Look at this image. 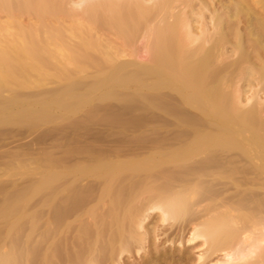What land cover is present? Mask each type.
I'll list each match as a JSON object with an SVG mask.
<instances>
[{
	"label": "rangeland",
	"instance_id": "rangeland-1",
	"mask_svg": "<svg viewBox=\"0 0 264 264\" xmlns=\"http://www.w3.org/2000/svg\"><path fill=\"white\" fill-rule=\"evenodd\" d=\"M27 1L28 0H0V40L7 41V43L5 42L3 45V41H0V46L5 45L4 48H0L8 50L7 46L9 45L8 47H12V49H9V52L14 50L17 54L18 52L16 50L21 49L26 43L27 46L23 47L24 51L25 49H31V51L29 50L31 53L28 52V54H32V57H40L39 59L43 57L41 60L37 59L39 62L42 61L41 63H43L41 65L42 69L45 68L44 70H46L43 72H48L49 74L47 73L45 75V79L47 81L44 80V77H42L44 74H42L43 72L40 68L41 66L39 65L40 67H38L36 65L38 61L35 62L34 60H29L30 65H32L31 63L34 64L33 68L36 66L34 69L37 67L40 69V72L42 73L39 79H43L39 81V79L37 80L34 75L30 76L26 73L23 74V72V76L25 75L30 78V80L25 78L28 82L24 81L21 74L23 70L21 72L18 71L20 65L18 62L19 65L17 64L18 66H15L18 73L14 74V71H12L13 73L11 72V74H8L9 77H1L3 80H0V213L2 214H0V233H3L0 234V243L3 244V246L5 244L6 246L9 241L8 238H11V236H9V234L12 233L11 231L19 226H23V224H27L29 227L31 225V228L32 225H37L41 228L45 227V229L51 228L54 223L51 224L52 220L50 221L48 219L50 221L49 222L47 218L50 216H48V214L53 212L52 206H54L53 203L56 196L53 198L52 194L57 195L56 199L61 196L60 200L58 199V202H60L61 199H64V201L62 200V204H68L65 200L69 197V202H73V200H71L72 196L69 194V192H71L70 190H72V195L75 198L79 196L82 197V194L84 193L85 195L88 189L91 188L95 190V187L103 185L102 183H104L106 179H111L113 176L117 179L123 173H130L133 169L136 170L141 166L145 167V170H142L143 172H138L141 177L148 173H157L159 172L158 170H162L161 168H165L167 171L165 172V169V173L163 170L161 171L163 173L162 176L160 175L159 177L160 181H163L166 178H171L175 175H179L181 177L179 170L182 168L180 166L183 167L188 164L192 165L193 162L195 164V162L203 159V154L204 156L206 154L207 157L204 158L205 160L210 156L211 158L218 160L220 156L225 158L226 162H228L229 158V161H233V163H230L232 166H229V162L226 163L225 159H222L224 163L223 166H225V164L227 165L224 168H228L227 171L225 169L223 170L224 174H222L223 172L219 174L224 176L226 174L227 177H225L228 179L224 177H221L224 179H220V176L216 175L220 180V182H218V180L216 181V179L213 178L215 179V186L217 187L215 190L219 193L217 194V196L219 195V198L217 196L216 197L218 199L215 198L217 202L213 200L217 207L220 206L217 208L218 210L216 209V212L224 209V207L221 206V203L224 201L226 203L230 201V203H227L229 204V209H231L229 210V215L232 219L236 218L235 220L233 219L235 221V223H233L234 229H240L243 225L248 227V230L241 234V237L239 236L238 238L237 236V238L240 239V241H245L244 244L246 245V248L251 242L249 247L253 252L259 250L257 249L258 246L260 249L264 248V224H262L264 223V152H262L264 151V121H262L263 126L262 124L259 125V127H262L260 130L253 129L258 130L257 133V131L254 132L252 129L250 130L249 127H245L246 124L244 126H242L244 123L242 125L239 124L238 122L241 121H238V116H235V119L238 122L233 120L234 117L231 118L233 115H237V113L240 115L243 110L247 111L246 108L250 109V106H256L257 108L255 107L254 109H260L259 115L261 117L259 116V118L263 120L264 94L253 82L254 80H252L254 84L252 82L250 83V80L247 78L244 79L245 81L241 80L239 82V80L235 77L232 84L227 82L229 85L227 83L225 85H221L224 87L221 88V91L223 92L225 90L223 92L224 95L229 94L228 98L231 100H236V98H238V102L236 101L238 108L236 109L233 107L236 111H234V109L231 111L230 109L228 114L225 112L227 114V118L225 117V119L223 118L226 116L223 112L224 109L222 110L220 107H216L215 105L213 106V104H211V102L208 101L203 94L206 86L198 87L199 90L196 89L197 87L192 88L190 85H187L188 82H186V84L183 81L184 79L181 80L178 76L177 79H175L176 77L172 78V76L177 75V73L175 74V72H172V74H174L172 75L171 72H169L171 70H168L166 67V69L161 66L156 67L154 64L156 63L155 60H152V50L149 49L150 45L148 44L150 43L148 42L147 44L150 34L149 30L152 31L149 29V25L143 29L144 31H142L141 28L139 32H137V30L127 32L124 34L127 41H122L124 36L116 34L117 30L115 31L112 27H110V30H107L109 29L108 25L105 26V24H102V26L100 24L102 26L101 27L100 25L91 24L94 27L89 26L90 23H87L85 19L89 18L88 12H91L90 10H87L85 13V4L88 0H33L32 2L35 4L31 3V0L28 1V3H25ZM140 1L141 3L138 0L139 4L145 5L147 8L152 6V4L149 3L151 0ZM252 1L253 0H249V3H252L251 6H253L255 10L257 9V11H261L260 7L255 5L254 1ZM178 2L180 5L176 3L177 5L175 7L173 6V10H170L172 8L168 9L169 14L171 11L170 15L177 13V15H186V19L189 17L187 20L190 24L189 28H191V36L193 38L196 36L200 37V34L203 33L209 41L208 42L206 40L205 42L206 48L211 45L210 41H214L215 35V32L212 29L214 28L212 23L213 21L209 20L210 17L215 13V16H217L218 19L222 18L221 31L227 36L229 42L226 40V48H224L221 54H217L216 58L219 63H223L222 60L225 58V63H230V61L235 59V54L229 52V49H231L230 45L234 44V41L231 35L228 34L226 26L227 14L225 7L227 4L229 5V1L213 0L210 2V0H181ZM187 4L188 6H186ZM198 9L199 13L201 12L200 14L196 13L198 12ZM79 12H81L80 17L78 16L74 20V16L72 15ZM192 12L195 14H192ZM91 14L92 12L89 15L91 16ZM83 15H85V18ZM102 15L103 17H101V14L99 15V17L102 18L101 23H105L104 21L107 19L109 20L107 14L105 16V13H102ZM9 16H12L13 18ZM69 16L73 18L72 22L68 19ZM194 16L195 18L196 16H200V18L202 16V22L200 18L195 20ZM192 17L194 18L193 20L196 21L195 23L192 20ZM10 18L14 20L13 23L15 24H17L15 22V19L17 18L18 21H16L18 24L20 22V25L23 26V28L18 25L17 27H19V31H17V28V30H12V26H9V23L11 22L10 20V22L8 21V26L10 28L7 26L5 27L4 25H6L7 19ZM103 18L105 19L104 21ZM71 23H74L73 25H76V28H79L80 31L85 32L82 35L89 37V40L86 41L84 39L85 36L82 38V32L80 33V31H78L79 37L74 38L72 30L76 31V28H74V26V29L72 28L71 30ZM103 27H105L107 31L104 30ZM153 27L156 28L157 26L155 27L151 25L150 28ZM202 27L204 30H202ZM239 28L242 30L241 26H239ZM112 29H114L115 34ZM145 30L148 31V33ZM241 30H239L240 33L242 35L244 34V37L241 35L242 38H244L242 39V44L244 43L243 45H245L244 52H247V55L249 54L251 58L249 59V62H251L248 64H251L250 66L252 67L254 65V68H258L264 63V58L261 57L262 59L258 63V61H256L257 59L254 57L255 62L253 61L251 48L246 46L245 31ZM61 34L64 36V39L66 38V40L61 37ZM14 35L15 37L16 35L20 36L15 39H26L28 37L27 39L29 41L26 40L25 42L23 41L20 43L19 45H22L21 47L16 46L12 43V41L15 40L13 39ZM77 35L75 34V36ZM55 36V40L57 39V36L58 38H62V44L64 43L63 46L61 43H58L59 47H57V43L55 44V42H53L54 39L52 40L53 45L49 43L51 42V38ZM8 39L11 41L9 40V42ZM32 39H35L37 44L38 42L41 43L45 40H50L48 42L50 45H46L47 42L45 41L46 43L39 44L38 46L35 44L36 46H32ZM84 41L88 44V41H90V44H87V46L91 45L90 47L85 45L87 48V52H85L86 50L84 51L85 53L83 52V49L85 48H83V44L81 43ZM28 42L31 43L30 47ZM95 44H98L100 47H93ZM74 48L80 49V51L83 52L82 55L84 56L79 55L81 52H76L77 49L74 50ZM24 51L22 50L21 54L26 56ZM68 51H70V53L72 51L76 52L78 55H75V57L71 56L72 58L63 56L65 52V55H68ZM7 52L8 51L4 54L5 56H7ZM14 52L12 51L11 53ZM10 56H15V54H11ZM29 56H26V62L28 58L31 57ZM44 58L46 59L44 60ZM15 59L18 58L15 57L14 60ZM8 60H10V58H8ZM8 60L5 59L4 63H6L5 66L7 69L8 67L11 69L13 68L12 65L16 64L14 62L11 63L10 61L9 63L12 64L10 65L6 62ZM11 60L14 61L13 59ZM15 62L17 63L16 60ZM24 64L27 65L28 62ZM15 67L13 69H15ZM47 67H49V69H46ZM38 68L37 70H39ZM7 69L4 70L3 67L1 70L7 71ZM163 71L166 72L164 73ZM58 73L59 75L61 74L60 76H62V80L61 78H56V76L58 77ZM5 78H7V80ZM31 78L33 79L31 80ZM12 81H14V83H12ZM237 81L239 83H237ZM25 82L26 84H30L26 85L24 84ZM234 82L236 83L233 85ZM200 88L201 90L203 88L205 89H203L204 91H201ZM253 93L255 95H253ZM231 96H235L234 99H232ZM236 102L234 101V104ZM237 106L235 105V107ZM260 107L263 108V110H261ZM176 111L182 112L184 116H188H185L187 119L183 118V120L185 119L183 121L180 116L175 114ZM231 112L233 113L232 116ZM213 113L217 115H214ZM229 116L231 117L229 118ZM231 120L235 122H232ZM222 132L225 133L223 134ZM203 141L206 144L202 143ZM208 143L209 146H207ZM179 148L182 150L190 148L191 150L193 149L194 152L192 151V155L187 158L185 157L180 159L179 161L177 160L176 162H174V160L172 161L171 158H166L167 156H165L164 159L161 157V154H159L160 157L155 155L157 153H162V156L165 154L168 155L172 152H176V150H180ZM205 150H211L212 152L207 151V153ZM216 153L218 156L217 158L215 156ZM232 156L234 157V160ZM260 157L262 159H260ZM219 159L220 160L218 161L221 162V158ZM54 162L56 163V167L58 165L59 168L54 166ZM190 165L188 166L191 167ZM248 166L252 167L250 168ZM96 168L105 169L102 171L100 170V172L96 171ZM245 168L247 170H245ZM109 169H119L121 173L119 172L120 175L118 173V177H115L117 175H112ZM173 169L179 170H177V172ZM172 170L174 172H172ZM182 173L184 174L182 176H190V174H192L185 171ZM216 174H218V172H216ZM256 175L258 178H256ZM55 176H58L57 179ZM164 177L165 179H163ZM211 178L209 177L208 179ZM209 181L211 180H208V182ZM57 185H61V187ZM54 187H58L59 189L61 188L62 192L59 191L58 193H51ZM66 190L69 191H67L69 195L66 193ZM98 190H96L94 194L99 193L97 192ZM73 191H75V193ZM88 194L89 193H87V195ZM17 195L21 197V200L20 198L17 200ZM75 198L73 199L76 201ZM83 198L86 197L83 196ZM96 198L94 199L98 200ZM238 200L239 202L241 201L245 203L244 206H248L244 208L242 214H239V211L237 212L238 209L234 206L239 205ZM12 201L13 203H11ZM260 206H263V208L260 209ZM17 208H19L20 212H23L20 213L18 210L15 211ZM15 212H19L20 214L18 213L15 215ZM39 213L41 215L39 220L42 221L41 223L39 221V224L41 225H38V222H34L33 224V221H31L30 218L33 215H39ZM22 214L23 217L20 216ZM7 215L11 218L7 219ZM18 215L21 217V220ZM238 215L245 216L244 218L241 217L243 219H240ZM24 216L25 219L30 217L28 219L29 221L27 219H23ZM238 218L240 222L238 221ZM72 220L73 218L71 221ZM71 221L67 224H71ZM20 222L22 224H20ZM28 222L31 223L28 224ZM258 222H262L260 223L261 225L258 224ZM48 223L51 226H49ZM72 224H74V222ZM9 230L10 232H8ZM40 230L43 231L42 229ZM6 232L8 234H6ZM14 234L15 233H13V235ZM37 235L38 234L35 236L37 237ZM32 236L34 240H38L35 239L36 237L34 235ZM37 238H39V236ZM258 241L261 242V244ZM252 245H254L255 248L257 246V248L255 249ZM184 247L189 254L190 260L194 264H197L199 255L204 252L202 241L197 240L194 243L185 244ZM249 247L247 249H249ZM252 247L255 250H252ZM247 249H245L247 252L246 254L250 256V253H252L251 256H253L254 253L249 250L247 251ZM219 254H214L213 259L211 258V262H214L223 256L222 253L220 255ZM204 264H206V262H204Z\"/></svg>",
	"mask_w": 264,
	"mask_h": 264
},
{
	"label": "bare ground",
	"instance_id": "bare-ground-1",
	"mask_svg": "<svg viewBox=\"0 0 264 264\" xmlns=\"http://www.w3.org/2000/svg\"><path fill=\"white\" fill-rule=\"evenodd\" d=\"M28 1H30V0H28ZM28 1L25 3H28ZM32 1L33 0H31V3H34ZM178 1H181V0H151L149 3H151L152 6L150 8H147V7H145V5L139 4V2L141 3L140 0H139V2H138V0H88L87 3L85 4V13L87 12V10H90L92 12V14L90 16L89 14L91 12L90 13L88 12L89 18H85V15H83V17L86 19L87 23H90L89 24L90 27L92 26L91 24H94V25L105 24V26L106 25L109 26V27L107 26L109 28L107 30H110V27H112L115 29V31L117 30L116 34H119V36L120 35L124 36V34H126L127 32H130L132 30H137V32H139L141 30V28H142V31H144L143 29L146 28L147 25H149V29H151L152 31L149 30L150 34H149V40L147 41V44H148V42L150 43L148 45H150V47H151V48L149 47V49L152 50L151 54L153 57L152 56L151 57H152V60H155L156 63H154V64L156 65V67L161 66L164 69L167 68L168 70H171V71H169V72H171V74H172V72L173 73L175 72V74L177 73V75L172 74V75H174V76H172V78L176 77L175 79H177V76H178L179 78H181V80L184 79L183 81L185 83L188 82V84L187 83L186 84L190 85V87H192V88L197 87L196 89H198V87L206 86V89L203 88V89H205V91L203 89L201 90V88H200V90L204 91V93L203 92L202 93L205 95V97L208 99V101H210L211 104H213V106L215 105L216 107H220L222 110L224 109L223 110L224 113L227 112V114H228V111L230 109L232 111V109L238 108V106H237L238 105L237 104L238 98H236V100H231L230 98H228L229 94H225L226 96L224 95L223 92L225 90L223 92L221 91V88H224L221 85L222 84L225 85L227 82L232 84L233 79H235V77L239 80V82L241 80L246 79V78L248 80H250V83L252 82V80H254L253 82L256 84V86L259 87V90L262 91V93L264 94V63L258 68H254L255 67L254 65L252 67V66H250L251 64L250 65L248 64L251 62V61L249 62V59H251V58H250L249 54L247 55V52L246 53L244 52L245 45H243L244 43L242 44V42H243L242 39H244V38H242V36L244 34L242 35L239 31V30H241L239 28V26H241L242 30L245 31L246 46H249L251 48V52L253 53L252 59L254 61V57H255L257 59V60L255 59V60L258 61V63H259V61H261V59H262L261 57L264 58V0H253L254 4L258 5L260 7L261 11H257V9L255 10V8L253 6H251L252 3L251 4L249 3V0H228L229 5L228 4H227V6L225 5L226 6L225 7L226 8V14H227V22H226L227 25L226 26L228 29V34L231 35V37L233 38V41H234V44L230 45L231 49H229V52H231L232 54L234 53L235 54L234 56H236L235 59L232 60L233 62L230 61V63H225L226 58L222 60L223 63H219L218 59L216 58L217 54L218 55L221 54V52L224 50V48H226L225 47L227 45L226 40L229 42V40L227 39V36L225 34H223V32L221 31V29H222L221 28V26H222V20L221 19L222 18L218 19V17L215 16V13H214V15L212 14L213 16L210 17L209 20L213 21L212 23L214 25V28H212V29L215 32V35H214V41L213 42L210 41L211 45L209 47L207 46L208 48H206L205 42L207 39H206V36L202 32H201L202 34L199 33L200 37L196 36L195 38H193L191 36L192 35V34H190L191 28H189L190 24L188 23V20H187L189 17H187V19H186V17H185L186 15H183V14L177 15V13L174 15L173 14L170 15L171 11L169 14V10H168L169 8H172L170 10H173V8L177 4L180 5V3ZM211 1H213V0H210V2ZM216 1H218V0H216ZM188 4L186 6H188ZM201 8H202V6H201ZM56 13H57V11H56ZM102 13H105V16L107 14V17H109V20L108 19L106 20L107 23H106V21H104L105 16L103 18V21L105 23H101L102 18H100L99 15L101 14V17H103ZM196 13H199V9H198V12H196ZM73 14H74V12H73ZM192 14H195V13L192 12ZM75 15H77V16H75ZM75 15H72V16H74L73 17L74 20L76 17H78V16L80 17L81 12L75 13ZM9 17L13 18L12 16H9ZM11 18L7 19V23L4 26L5 27L6 26L11 27L12 26L11 27L12 30L18 29L17 31H19V27H17V26L18 25L21 26L20 22L18 24V22H17L18 19L14 18L15 22L17 23V24H15V23H13L14 20ZM73 18L71 16H69L68 19H70V21L72 22ZM194 18H195V16H194ZM194 18L192 17V20ZM197 18H200V16L199 17L196 16L195 20ZM201 18H202V16H201ZM199 20H197V21H199ZM189 21H191V20H189ZM195 22L196 21H194V23ZM201 22H202V19H201ZM71 24H72L71 30L74 26H75L74 28H76V25H73L74 23H71ZM150 24L155 26V27L157 26V27L156 28H154V27L150 28L151 27ZM203 24H205V23H203ZM83 25H84V23H83ZM89 26H87V27H89ZM21 27L23 28V26H21ZM92 27H94V26H92ZM5 29H8V28H5ZM78 29L76 28V31L72 30L74 38L79 37L78 31H80V29L79 30ZM103 29L106 30L105 27H103ZM114 29H112L113 32H114ZM8 30H10V29H8ZM20 30H21V28H20ZM202 30H204V28ZM202 30H200V31H202ZM100 31H102V30H100ZM75 32H77V33H75ZM81 32L82 31H80V33ZM146 32L148 33V31H146ZM74 33L76 35L77 34L78 35L75 36ZM83 33H85V32L81 33V37L83 38L85 36L84 39L86 41L89 40V37H86V35H82ZM114 34H115V32H114ZM87 35H89V34H87ZM145 35H147V34H145ZM16 37L19 38L20 36L16 35ZM16 37L14 35L13 39H15ZM61 37L63 38L64 36L62 35ZM125 37L126 36H124V39L122 38V41L127 39ZM212 37H213V35H212ZM27 38L26 39H24V38L23 39H15L12 41V43L16 46L21 47L22 45H19V44L22 43L23 41L25 42L26 40L29 41ZM31 38H34V37H31ZM55 38H56V36L51 38V42H49L50 40H48V41L45 40L47 43L44 41L41 43L38 42V44H37V41L35 39H32L33 41L31 40L32 41L31 43H32V46H34L35 44H37V46H38L39 44H42V43H46V45H48L50 43L53 45L52 40L54 39L53 42H55V44L56 43H57V45H58V43L62 44V38H58V36H57L56 40H55ZM86 38H88V39H86ZM10 39H8V41ZM64 40H66V38ZM2 41H1L2 45L5 42L7 43L6 40L5 41L2 40ZM90 41H91V39H90ZM90 41H88L89 44H90ZM84 42H81L83 44L82 45L83 48H85V49H83V52L85 50H86L85 52H87V48L85 47V45L87 46L88 43L85 42L86 43L85 44ZM28 43H29V47H30L31 43L30 42H28ZM91 43H92V41H91ZM63 45H64V43L62 44V46ZM4 46H0V47L4 48ZM8 46H7L8 50H4V49L0 48V51L2 52V53L0 52L1 53V57H0L1 64L3 61V64L2 65L0 64V70L3 69V67H4V70L7 69L5 66L6 63H4L5 62L4 60L5 59L8 60V58H10V60H8L6 62L7 63H9L10 61H11V63L14 62L16 65H12L11 63H9L10 65L13 66V68L20 64L21 66L19 65L20 69L18 68V71L21 72L23 70L21 72V74L24 72L23 74L26 73L30 76L34 75V77L37 78V80L41 76V73L43 71H46V70H44L45 68L42 69V66H41L43 64V63H41L42 61H40V62L38 61V59L40 57H32V54H28V52H30L31 49H29L30 51L26 50V49L24 51L23 47L27 46L26 43L23 45V47H22L23 49L21 48L19 50H16L18 52L17 54L14 52V50H11V52L13 51L14 53L9 52V49H12V47L10 48ZM90 46H87V47H90ZM98 46H99L98 44H95V46H93V47L98 48ZM57 47H59V45ZM65 47H66V45H65ZM5 49H6V47H5ZM76 49L74 48V50H76ZM93 49H95V48H93ZM246 49H248V48H246ZM246 49H245V51H246ZM22 50L26 53V56L30 55L31 57L30 56L29 57L32 58V59L28 58V60H27V62H28L27 65H29L30 67L24 64V63H27L26 62L27 57L24 54H21ZM6 51H8L7 53L9 54V55L6 54L7 56L4 55L6 53ZM34 51H36V50H34ZM68 52H69L68 55H65L66 54V52H65L63 56L75 57V55L76 56L78 55L76 52L79 53L81 51H80V49H77L76 52H73V51H72L73 53L72 52L70 53V51H68ZM83 52H81L79 55H82ZM11 54H15V56H10ZM2 55H4V56H2ZM48 56H50V55H48ZM82 56H84V55H82ZM13 57L14 58L17 57L19 59V61H18V59H15L17 61V63H16ZM11 59H13L14 61H12ZM41 59H39V60H41ZM45 59L46 58H44V60ZM29 60L30 61L34 60L35 62L38 61L36 65L38 67L41 66L40 68L42 69L41 70L42 72H40V69L38 67L37 68L39 70H37V68L34 69L36 66L33 68L34 64L31 63L32 65H30ZM20 61L22 64L20 63ZM93 61H95V60H93ZM18 62H19V64H18ZM1 66H3V67H1ZM78 67H80V66H78ZM99 67H100V65H99ZM13 68L9 69V67H8L9 70L7 69V71L1 70L3 72L0 71V78L1 77H9L8 74H11L12 71H14V74L18 73L16 67H15V69H13ZM46 69H49V67H47ZM169 72H167V73H169ZM47 73L48 72L42 73V74H44V75H42V77H44V80H46L45 75ZM167 73H166V75H167ZM23 74H22V76H23ZM67 74H66V76H67ZM60 75L58 73V77L56 76V78H61V80H62V76H60ZM24 76H23L24 81H26L25 78L26 79L28 78V80H30L29 77H26V76L24 77ZM33 78H31V80ZM169 78H171V77H169ZM5 79L7 80V78H5ZM18 79H19V77H18ZM41 79H43V78H40L39 81ZM0 80H3V78H1ZM28 80L26 82H28ZM181 80H180V82H181ZM14 81H12V83H14ZM15 82H17V81H15ZM26 82L24 84H26ZM31 82H35V81H31ZM239 82L237 81V83H239ZM235 83L236 82H234L233 85ZM28 84H30V83H28ZM28 84H26V85H28ZM9 87H10V85H9ZM191 91H193V90H191ZM253 95H255V94L253 93ZM231 97H232V99H234L235 96H231ZM234 101L235 102L237 101V102L234 104ZM250 104H252V103H250ZM169 105H171V104H169ZM235 105L237 107H235ZM250 107H251L250 109L246 108L247 111L243 110L242 113L240 111V113H241L240 115L238 113H237V115H233V113L231 112L232 114L231 113L230 114H231V116L232 115L233 116L232 117L229 116V118L234 117L233 120H236L235 116H238V118H239L238 121H241L242 123L238 122L237 120H236V122H238L241 125L244 123L242 126H244L246 124L245 127H247V128L249 127L250 130L252 129V131H254V132L257 131V133H258V130H260L262 128L261 126L259 127V125H261L263 123L262 121H264V118H262L263 120H261V118H259V116H260L259 110L260 109H254L256 106H254V107L250 106ZM263 108H261V110H263ZM221 109H220V111H221ZM179 111H176L175 114L180 116V118L182 120H183V118L187 119L186 117H188V116L185 115L186 116L185 117L184 114L182 112H179ZM234 111H236V110L234 109ZM256 111H258V112H256ZM237 112H239V111H237ZM260 113H262V112H260ZM213 114L217 115L215 113H213ZM227 114L223 118H225V117L227 118ZM190 118H191V116H190ZM233 120H231V121L235 122ZM179 122H182V121H179ZM263 124H262V126H263ZM253 129H258V130H253ZM259 135H261V134H259ZM182 136H184V135H182ZM258 139H260V138H258ZM209 141H211V140H209ZM230 141H231V139H230ZM263 141H264V139H263ZM202 143H204V141ZM204 144H206V143H204ZM207 146H209V143ZM211 146H213V145H211ZM225 147H226V145H225ZM205 148H207V147H205ZM211 150H205V152L211 151ZM229 150H232V149H229ZM233 150L236 151L235 149H233ZM192 151H193V149L191 150L189 148L187 150H182V149H180L178 151L176 150V152H172V153L168 154L169 156L165 153H164L165 154L164 156H162V153H157L155 155L159 156V154H161L162 158L165 159V156H167L166 158H171L172 161L174 160V162H176L177 160L179 161L180 159H183L185 157L187 158L188 156L192 155L191 154ZM262 152H264V151H262ZM233 155H234V153H233ZM215 156H216V158L218 157L217 153L215 154ZM206 157H207L206 154H205V156L203 154V159ZM257 157L259 158L258 155H257ZM219 158H221V162L218 161V160H220ZM219 158H218V160H216V159L211 158V156H210L206 160L204 159V161H203V159H201L202 161L199 160V161H201L200 163H198L199 161L195 162V164L193 162L192 163V165L194 164L193 167L190 164H188V165H190L191 167H189L188 165H185L188 168L183 166L184 168H187V169H184L182 166H180L182 169H180V170L177 169V170H179V173H181V177L179 175L174 174L176 177L172 176L171 178H166V179L164 177L163 179H165V180H163L161 178L163 181H160L159 177H160V175L162 176V173L164 172L165 168H161L163 170V172H161L162 170H158L159 172H157V173H153V174L148 173L142 177L139 176L138 172L145 170V167H143V166H141L140 168H138L136 170L133 169L134 171L131 168H129L130 170H132V172L123 173L119 177H118V173L119 172L121 173V171L119 169L118 170L117 169H111V170L109 169V171L112 175H117V176H115V177H118L117 179H115L114 176L112 177L114 179H112V178L106 179L105 182L102 183L103 185H101V186L99 185L100 187H95L96 188L95 190L91 189V188L88 189L89 192L87 190L85 195L83 193L82 197L79 196L80 198L79 197L75 198L72 195L73 194L72 190H70L71 192L66 190V193L68 194V192H69V194L72 196L71 200H73V202L71 201V203H70L68 200L70 197L67 198V200H65V202H68V204H66V203L62 204L64 199H61V201H60L61 203L58 202L60 200V197H61V196L59 197V194H58L59 198H57V199H56L57 195L52 194L53 198L56 196L54 199L58 203H56L54 201V203H53L54 206H52L53 212L51 211L52 213L48 214V216L50 215L49 216L50 218L48 217L47 220L48 219L50 221L52 220L51 224L54 223V225L51 226L48 223V225L51 226V228H48V229H45V227L41 228L40 226H37V225H34V226L32 225V228H31V225L29 227V225H27V224L26 225L28 227L23 224V226L17 227L19 229L13 228L16 231L13 230V231H11L12 233L9 234V236H11V238L10 237L8 238L9 239V241L7 240L8 244L6 246L4 244V246H3V244L0 243V264H194L190 260L189 254L187 253L184 245L189 244V243H194L197 240H201L202 241V247H204V252H203V254L199 255V257L197 259L198 260L197 264H204V262H206V264L207 263H209V264H264V248L260 249V247L257 245L259 243L261 244V242L258 241L259 243L256 244L258 246V248H257V246H256V248L259 250H256L257 252L256 251L253 252L250 250V247H249V244L251 242L250 243L248 242L249 244H248L247 248L249 247V249H247L245 247L246 245L244 244L245 241L243 242V241H240V239H238L241 234L245 233L248 230V227L243 225V227H241L240 229H237V230H235L236 228L234 229L233 223H235L234 220L236 218L235 219L233 218L234 219L233 220L229 215V210H231V209H229V204H227V203H230V201L227 203L225 201L224 202L222 201L223 203H221V206L224 207V209L222 211L216 212V209L220 206L217 207L215 205L216 203H214V201L217 202L215 198H217V197L219 198V195L217 196V194H219V193L217 190H215L217 188L215 186V183H216L215 179H216V181L218 180V182H220V180L217 178V176H220V179L226 178L227 177L226 174H225V176H226L225 177L224 175H220L219 173L223 172L222 174H224L223 170L225 169L227 171V168H228V167L224 168L225 166H227L226 164H225V166H223L224 163H223L222 159L224 160L225 158L220 157V156H219ZM229 159H228L229 163L226 162V159H225V162L228 163L229 166H232V164L230 165V163H233V161L231 162V161H229ZM236 159H238V158H236ZM260 159H262V158L260 157ZM233 160H234V157H233ZM196 163H198V164H196ZM182 165H184V164H182ZM54 166L56 167V163ZM105 166H103V167H105ZM234 166H235V163H234ZM57 167L59 168L58 165H57ZM99 167H101V166H99ZM244 167H246V166H244ZM248 167H250V166H248ZM97 168H98V166H97ZM106 168H108V167H106ZM259 168H260V166H259ZM104 169L105 168H102V169L100 168V169H97L96 171H100V170L102 171ZM239 169H240V167H239ZM173 170L177 171L175 169H173ZM173 170H172V172H174ZM245 170H247V169L245 168ZM262 170H263V168H262ZM166 171L167 170L165 169V172ZM181 171L182 172L183 171L189 172V174L190 173H192V174H190V176L189 175L188 176H182L184 174ZM216 172H218V174H216ZM120 173H119V175H120ZM140 175H141V173H140ZM57 177H56V179H57ZM173 177H175V178H173ZM209 177L210 178L212 177V178L208 179ZM221 177H224V178H221ZM213 178H215V179H213ZM256 178H258L257 175H256ZM226 179H228V178H226ZM208 180H211V181L208 182ZM256 184H258V183H256ZM57 186L61 187V185H57ZM98 188H99V190H98ZM79 189H77V190H79ZM81 190H82V188H81ZM96 190H98L97 192H99V193L94 194V192H96ZM59 191L62 192V189L61 188L59 189L58 187H54L53 191H51V193L52 192L58 193ZM73 192L75 193V191H73ZM63 193H64V191H63ZM63 193H61V194H63ZM87 193H89L88 194L89 196L87 195ZM67 194H65V195H67ZM94 195H96V196H94ZM76 196H77V194H76ZM83 196H85L86 198H83ZM93 196H94V198L97 197L96 199H98V200H95L93 198ZM49 197H50V195H49ZM19 198L21 200V197H19V196H18V199L17 198H15V199L19 200ZM73 198H75L76 201ZM256 198H257V196H256ZM219 201H221V200H219ZM238 202H239V200H238ZM11 203H13V201ZM238 204L239 205H234V206L236 207V209H238L237 212L239 211V214H242L244 208L247 205L244 206L245 203H243L241 201ZM261 208H263V206L262 207L260 206V209ZM13 209H14V207H13ZM16 210H18L20 212L19 208L15 209V211ZM258 210H259V208H258ZM19 212H15L14 214L16 215ZM22 212H20V213H22ZM10 214H11V212H10ZM12 215H13V213H12ZM255 215H256V213H255ZM20 216L23 217V214ZM20 216L18 215V217H20ZM244 216L240 215L239 217H240V219H243ZM7 217H8L7 219L11 218V217H9V215H7ZM40 217H41V215L39 213V215H33L31 218L30 217L29 218L31 221H33V224H34V222L35 223L38 222V225H41V224H39ZM241 217H243V218H241ZM72 218H73V220L71 221ZM16 219H18V218H16ZM23 219H25V216ZM20 220H21V217H20ZM69 220L71 221V224L68 225L67 223L70 222ZM238 221H239V218H238ZM258 221H259V219H258ZM41 222L42 221H40V223ZM73 222H74V224H72ZM262 222H258V224H260ZM29 223H31V222H28V224ZM20 224H22V223L20 222ZM262 224H264V223H262ZM247 226H249V225H247ZM40 229H42L43 231H41ZM250 229H251V227H250ZM8 232H10V230ZM13 233H15V234L13 235ZM33 233L38 234L37 237L39 236V238H37L35 236L36 234H33ZM0 234H3V233L1 232ZM6 234H8V233L6 232ZM32 235H34L36 237V238L35 237L34 238L38 239V240H34ZM237 236H238V238H237ZM6 237H7V235H6ZM252 243H253V241H252ZM252 246L254 247V245H252ZM253 247H252V250H255L256 248L254 247L255 249H253ZM245 249H247V251L249 250V251L253 252L254 253L253 256H251L252 253H250V256L248 254H246L247 252L245 251ZM244 251H245V253H244ZM216 253H218V254L222 253L223 254V256L220 258L222 260L218 259L214 262H211V258L213 259L214 254H216Z\"/></svg>",
	"mask_w": 264,
	"mask_h": 264
}]
</instances>
